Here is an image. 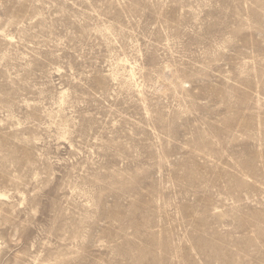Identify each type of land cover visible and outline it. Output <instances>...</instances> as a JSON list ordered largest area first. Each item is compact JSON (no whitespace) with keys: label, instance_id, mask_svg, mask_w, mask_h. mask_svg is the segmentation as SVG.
I'll use <instances>...</instances> for the list:
<instances>
[{"label":"rangeland","instance_id":"obj_1","mask_svg":"<svg viewBox=\"0 0 264 264\" xmlns=\"http://www.w3.org/2000/svg\"><path fill=\"white\" fill-rule=\"evenodd\" d=\"M0 264H264V0H0Z\"/></svg>","mask_w":264,"mask_h":264}]
</instances>
